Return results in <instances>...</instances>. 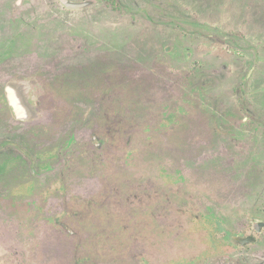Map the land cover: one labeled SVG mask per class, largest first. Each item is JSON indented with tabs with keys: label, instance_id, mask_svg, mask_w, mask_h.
<instances>
[{
	"label": "rangeland",
	"instance_id": "rangeland-1",
	"mask_svg": "<svg viewBox=\"0 0 264 264\" xmlns=\"http://www.w3.org/2000/svg\"><path fill=\"white\" fill-rule=\"evenodd\" d=\"M90 1L0 0V264H264V0Z\"/></svg>",
	"mask_w": 264,
	"mask_h": 264
},
{
	"label": "water",
	"instance_id": "water-1",
	"mask_svg": "<svg viewBox=\"0 0 264 264\" xmlns=\"http://www.w3.org/2000/svg\"><path fill=\"white\" fill-rule=\"evenodd\" d=\"M60 2L66 8H71V9L80 8V7L85 6V4H86V3H72V2H69L68 0H60ZM23 82L26 83L27 86H25L26 84H23ZM21 86L23 87V89L25 91V96L24 97H23L24 93L22 92V87ZM5 89H6V92H7L8 103L11 104L14 107V109L15 108H21L26 113L27 109H28L27 107H29V105H31L29 103V100H28V98H29V85H28V83L26 81H22V80H14V81L10 80L7 83ZM16 103H17L18 107L16 106ZM14 112L16 113L18 119L20 118V119L24 120V117H22L20 115V110L19 109L18 110L15 109ZM28 116L29 115H27V117Z\"/></svg>",
	"mask_w": 264,
	"mask_h": 264
},
{
	"label": "flooded vegetation",
	"instance_id": "flooded-vegetation-1",
	"mask_svg": "<svg viewBox=\"0 0 264 264\" xmlns=\"http://www.w3.org/2000/svg\"><path fill=\"white\" fill-rule=\"evenodd\" d=\"M14 1H16V3H15V5H17V3H18V0H14ZM58 2H59V4H60V6H64V5H62V3L60 2V0H57ZM68 1H70V0H68ZM84 2H88L87 4L88 5H91L92 4V1H90V0H84ZM83 3V2H82ZM66 8V7H65ZM21 70V69H20ZM10 80H12V81H14V80H22V81H26L27 83H28V85H29V89H30V91H31V103L33 104V102H32V100H34L35 99V96H34V93H35V90H34V86H32V84L30 83V79H28L27 77L25 78H22V79H16V78H10L9 80H8V82L10 81ZM23 84H26V83H24L23 82ZM25 86H27V84L25 85ZM22 87V86H21ZM21 91V90H20ZM22 92L24 93V95H23V97L25 96V91H24V89H23V87H22ZM20 96V95H19ZM8 102V101H7ZM9 105V104H8ZM16 106L18 107V105H17V103H16ZM30 106V105H29ZM33 106V108H34V111H35V113H33L32 111H30L31 110V108H28L27 110H29V111H27L26 113L24 112V110H22L21 108H15L16 110H20V115L22 116V117H25V116H27V115H31V114H34L35 116L33 117V118H31V119H29V120H27V121H22V122H28V121H30V120H32V119H36V118H38V116H39V113L37 112V109L35 108V106L34 105H32ZM9 107H10V110H11V113H12V117L14 118V120H16V121H19L18 120V117H17V115H16V113L14 112V108H12L10 105H9ZM28 113V114H27ZM19 122H21V121H19ZM7 142V140H0V143H4V142ZM8 142H10V141H8ZM10 143H13V142H10ZM97 144L98 145H101L99 142H97ZM96 144V145H97ZM195 216V215H194ZM197 218V217H196ZM195 218V219H196ZM216 219H219L221 222H223L226 226L228 225L226 222H224L223 221V219H220L218 216H217V218H215V220ZM251 227H252V230L253 231H255V232H263V230H264V220H260V219H258V220H256V221H254V223L251 225ZM252 238L253 237H249V238H246V241H249V240H252Z\"/></svg>",
	"mask_w": 264,
	"mask_h": 264
},
{
	"label": "crops",
	"instance_id": "crops-1",
	"mask_svg": "<svg viewBox=\"0 0 264 264\" xmlns=\"http://www.w3.org/2000/svg\"><path fill=\"white\" fill-rule=\"evenodd\" d=\"M83 3H86L85 6L88 5V4H87L88 2H83ZM83 7H84V6H83ZM5 94H6V98H7V92H6V89H5ZM7 101H8V100H7ZM8 104H9V103H8ZM9 105L12 107L11 104H9ZM12 108H14V107H12ZM27 108H31V109H32L31 111H32L33 113H35L34 108H33L32 105H30V106L27 107ZM27 111H28V110H27ZM34 116H35L34 114H31V115H29L28 117H27V116L24 117V120H22V119H20V118H19L18 120H19V121H27V120L33 118Z\"/></svg>",
	"mask_w": 264,
	"mask_h": 264
}]
</instances>
